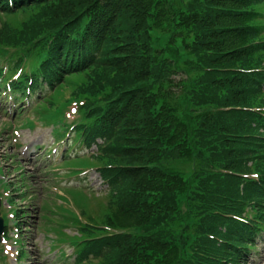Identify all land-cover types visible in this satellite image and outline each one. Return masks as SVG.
I'll return each mask as SVG.
<instances>
[{"label":"trees","instance_id":"16d2710c","mask_svg":"<svg viewBox=\"0 0 264 264\" xmlns=\"http://www.w3.org/2000/svg\"><path fill=\"white\" fill-rule=\"evenodd\" d=\"M263 6L0 0V54L38 56L16 87L71 89L109 186L95 224L74 221L72 264L250 263L264 232V111L249 108L264 106V72L241 69L263 62Z\"/></svg>","mask_w":264,"mask_h":264},{"label":"rangeland","instance_id":"374dc122","mask_svg":"<svg viewBox=\"0 0 264 264\" xmlns=\"http://www.w3.org/2000/svg\"><path fill=\"white\" fill-rule=\"evenodd\" d=\"M258 10L264 11V6L259 7ZM21 17L24 16L22 15ZM9 22L10 25L15 23L13 19H10ZM17 51V49H10V53L12 54H19V51ZM25 54H28V51H26ZM32 55L27 56L28 64L35 63L37 60L36 54H34V56ZM8 61L9 57L0 56V63H8ZM47 93L50 94L51 91L47 90ZM52 98L54 101L60 103V107H66L67 100L71 98V89L59 86L54 92H52ZM9 102L10 101H8L7 105L11 104V102ZM28 102L31 103L32 101L29 100L27 103H24L27 107L29 106L27 105ZM46 106H49V104H44V107ZM72 107H74L73 104L66 107L65 112H60L58 117L55 114V121L58 120V118H62L64 115H66L65 118L67 117L66 120L69 122L75 120L77 115L79 118L80 112H74ZM12 115L13 114L7 116L3 113L2 109L0 110V130L4 125L8 128L9 125L12 124L9 122L15 123L12 130L0 133V154H3L0 165H2V163L4 165L8 163L12 164L15 155L18 154V159L21 160L22 164L21 168L24 167L27 174V183L30 185V188L28 189L29 197L17 203V205L27 206L29 211V216L26 218L25 223L27 226L23 231L24 246L28 250V256L26 260L22 262L15 259L13 254H16L17 247L14 245L15 242L13 238L16 237V231L11 227L9 231L11 239L8 240L7 245L12 247V250H9L10 256L6 263L68 264L73 260L71 256V247L66 246V260L56 259L57 250L50 249L52 243L51 240L55 235L50 230V227L59 224L62 221V218L66 215V211L63 207L67 206V204L62 196L71 198L68 189L80 188L75 189L72 196L77 198L86 209L94 212L95 208H97L96 205L100 200V197H102L105 192L106 186L102 184V181L95 170L85 171L79 176L64 174L71 170L70 166L61 165L63 159L61 158V154L63 149H65L66 142L61 141L58 143L55 141V138L51 135L52 126L35 118L36 126L28 128L23 126L24 123L21 121V114L19 118H17V112L13 116ZM34 117V113L30 114V118ZM13 143H16L17 145L15 146ZM73 152L77 153L83 151H81L80 147H76ZM96 162L97 161L89 157L86 160L80 161L79 164L87 165L95 164ZM176 166L179 169H189V164L186 161L176 162ZM55 172H58L59 174H55ZM6 173L9 174L8 170H6ZM13 173L14 172L12 171V174ZM0 176L2 177L1 174ZM17 179L18 177H16V180ZM0 181L2 182L3 180ZM0 191H2L1 187ZM3 191L5 192V198L12 197L13 194L18 193V189H14L10 185H5ZM92 193H95L96 195ZM97 195H99V197ZM8 209L9 207L7 206V203L4 202V212H8ZM12 225L13 224H10V226ZM67 232H75V230L73 228H67ZM53 259H56L55 263H53ZM251 260L252 264H264V235L259 242L258 252L254 254ZM0 264L4 263L0 262Z\"/></svg>","mask_w":264,"mask_h":264},{"label":"water","instance_id":"95a60500","mask_svg":"<svg viewBox=\"0 0 264 264\" xmlns=\"http://www.w3.org/2000/svg\"><path fill=\"white\" fill-rule=\"evenodd\" d=\"M1 227H2V226H1V224H0V229H2ZM0 232H1V230H0Z\"/></svg>","mask_w":264,"mask_h":264}]
</instances>
